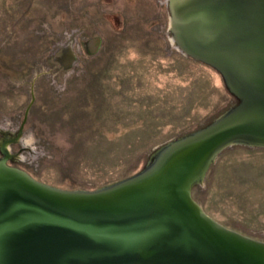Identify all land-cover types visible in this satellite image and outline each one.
I'll return each mask as SVG.
<instances>
[{
    "label": "rangeland",
    "instance_id": "rangeland-1",
    "mask_svg": "<svg viewBox=\"0 0 264 264\" xmlns=\"http://www.w3.org/2000/svg\"><path fill=\"white\" fill-rule=\"evenodd\" d=\"M169 5L0 0V157L3 138L23 124L8 164L93 190L141 171L160 147L236 105L222 72L176 43ZM192 195L224 225L264 241V145L224 148Z\"/></svg>",
    "mask_w": 264,
    "mask_h": 264
},
{
    "label": "water",
    "instance_id": "water-1",
    "mask_svg": "<svg viewBox=\"0 0 264 264\" xmlns=\"http://www.w3.org/2000/svg\"><path fill=\"white\" fill-rule=\"evenodd\" d=\"M169 7L176 43L219 69L239 102L160 147L141 171L93 190L60 188L8 164L22 124L2 141L0 264H264V241L224 225L192 195L224 148L264 145V0Z\"/></svg>",
    "mask_w": 264,
    "mask_h": 264
},
{
    "label": "bare ground",
    "instance_id": "bare-ground-1",
    "mask_svg": "<svg viewBox=\"0 0 264 264\" xmlns=\"http://www.w3.org/2000/svg\"><path fill=\"white\" fill-rule=\"evenodd\" d=\"M165 151H166V149H164L163 152H162L161 154H163ZM161 154H160V155H161ZM160 155H159V156H160Z\"/></svg>",
    "mask_w": 264,
    "mask_h": 264
},
{
    "label": "flooded vegetation",
    "instance_id": "flooded-vegetation-1",
    "mask_svg": "<svg viewBox=\"0 0 264 264\" xmlns=\"http://www.w3.org/2000/svg\"><path fill=\"white\" fill-rule=\"evenodd\" d=\"M6 136H7V135H6ZM6 136H5V137H6ZM5 137H4V138H5Z\"/></svg>",
    "mask_w": 264,
    "mask_h": 264
}]
</instances>
